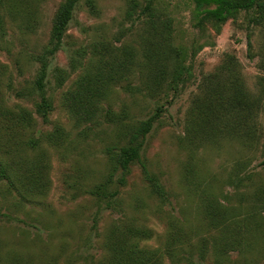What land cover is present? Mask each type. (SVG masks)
Here are the masks:
<instances>
[{
	"label": "rangeland",
	"instance_id": "obj_1",
	"mask_svg": "<svg viewBox=\"0 0 264 264\" xmlns=\"http://www.w3.org/2000/svg\"><path fill=\"white\" fill-rule=\"evenodd\" d=\"M64 1L0 0V264H264V29L243 13L201 31L187 0H81L42 93ZM149 1L170 34L150 30ZM157 112L152 180L134 165L119 187L108 148ZM122 235L138 263L109 249Z\"/></svg>",
	"mask_w": 264,
	"mask_h": 264
},
{
	"label": "trees",
	"instance_id": "obj_2",
	"mask_svg": "<svg viewBox=\"0 0 264 264\" xmlns=\"http://www.w3.org/2000/svg\"><path fill=\"white\" fill-rule=\"evenodd\" d=\"M81 0H65L59 7L56 16L53 21V26L51 30V38L48 48L45 52L39 57V62L41 68L38 74V77L35 81L36 89L39 92L44 93L45 81L48 77V68L50 64V58L54 57L56 53L61 49L63 40L67 35L71 21L74 18V13ZM194 6V21L195 25L200 28L201 31L205 30V27L208 23L214 24L217 27H220L222 24L226 23L230 19H236L241 14H246L250 18V24L255 27H261L264 29V0H187ZM139 7V4L133 3L131 5L132 10ZM144 13H147L149 16V28L156 34H161L160 28L164 32H171V24L169 21L162 19L161 15H158V8H156L154 2H148V4L142 9ZM251 43L249 42V46ZM162 74L161 70H158L155 78H158ZM41 101L35 102L34 107L36 112L40 115L45 123V119L48 118L49 111L52 109L51 103L41 96ZM160 111V110H158ZM160 117V113L157 112L155 115L151 116L145 121H140L131 126L127 133L128 142L127 144L120 147H111L108 148V154L111 156L114 163L113 173L120 172L122 176L118 180V186H125L127 184L126 175L129 173L131 167L134 165H140L143 169L144 174L147 178H150L149 170L147 167L146 159L143 155L144 147L148 135L154 128L155 122ZM18 128L26 130L35 126L36 120L33 118L32 113L25 108H22V111L17 117ZM27 121V122H26ZM208 125V123H207ZM42 138L32 139V143H41ZM210 140V139H208ZM30 163H22L17 165V169L20 173L25 172ZM264 166V160L262 161ZM112 173V174H113ZM2 174H5V170H2ZM33 178V177H32ZM30 182H35V180ZM113 178L112 175L110 179ZM112 180V179H111ZM152 180V179H151ZM39 186V185H38ZM154 187L159 191L161 195H165L164 189L158 184L155 183ZM90 194L93 197L109 198L113 202L119 196V190H114L109 196H103L102 189L93 188L90 190ZM110 201V202H111ZM108 202V204L110 203ZM111 202V203H112ZM127 229L128 233L139 237V233L135 231H130ZM125 235H122V238L115 241L114 244L109 245V249L115 254V257H119L120 254L124 252H133L131 258L138 263L139 256L141 254H136L139 250L137 245H129L124 239ZM114 262V259L113 261Z\"/></svg>",
	"mask_w": 264,
	"mask_h": 264
}]
</instances>
